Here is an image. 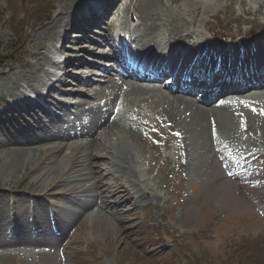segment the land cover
<instances>
[{"label": "rangeland", "instance_id": "374dc122", "mask_svg": "<svg viewBox=\"0 0 264 264\" xmlns=\"http://www.w3.org/2000/svg\"><path fill=\"white\" fill-rule=\"evenodd\" d=\"M62 1L0 0V51L21 40L25 41L21 51L26 54L22 64L0 67V264H264V91L247 95L250 99L246 102L226 103L223 121L215 127L207 122L206 149L186 129L171 126L162 113L159 93H145L143 100L134 99L129 107L124 103L129 111L122 114L123 106L115 108L114 99L106 105L108 91L95 94L92 87L83 96L79 94L83 88L76 93L72 84L80 82L75 72L78 68L89 79V86L114 77L116 65L102 63L110 59L94 56L114 50L104 41V37L114 39L106 27V16L117 7L111 16L114 34L122 16L136 19L128 16V7L132 10L136 0L131 6L129 0L118 6L120 0L108 2L101 18H95L92 28L98 27V32L90 35L91 27H79L86 24L84 20L72 27L83 9L80 7L86 4V0H76L82 1L80 6L64 12L69 15L57 29V36L38 37L58 15ZM160 1L167 15L179 19L185 31L191 32L193 42L203 35L217 49L225 46L217 50L222 54L217 57L208 41L201 51L187 41L178 44L175 51L167 45L181 59H190L185 66L195 62L191 58L213 52L211 60L221 59L227 71H234L235 56L241 58L237 63L247 60L250 43V55L254 53L259 63L264 61V0ZM143 23L150 27L151 36L134 32V41L137 47L142 44L141 51L146 53L153 51L166 28L154 29L149 20ZM204 26L214 34L226 35L227 40L223 38L219 44ZM233 42L243 45H236L234 51ZM88 48H94L95 53H88ZM253 65L256 68L255 62ZM108 68L113 70L104 73ZM44 78L46 84L51 80L57 83L51 95L58 101L66 100V107H74L53 109L60 119L52 116L42 118L44 121L40 116L34 115L32 120L21 111H9V104L20 99L25 102L21 92L28 95L33 91L26 81L38 94L45 86ZM246 78L235 76L231 82L240 81L237 90H241ZM56 87L59 90L55 92ZM256 89L250 86L242 93L251 94ZM190 98L200 104L193 94ZM54 99L53 103H61ZM92 107H100L98 111L115 108L116 117L126 121L112 123L110 119L86 139V144L80 138H53L15 150L16 144L43 134L42 129L50 128L54 119L75 131L84 123L80 112ZM247 119L256 121L250 131L242 127ZM225 127L229 133L223 131ZM120 148L130 152L123 156V163L131 168L120 171L123 175L111 168ZM82 156L87 160L85 165L75 167ZM82 167L92 176L87 193H78L84 183L76 181L75 170ZM133 167L146 181V194L134 189L143 186L133 176ZM94 182L100 187L98 199L83 206L95 199ZM77 210L78 215H73Z\"/></svg>", "mask_w": 264, "mask_h": 264}, {"label": "bare ground", "instance_id": "6f19581e", "mask_svg": "<svg viewBox=\"0 0 264 264\" xmlns=\"http://www.w3.org/2000/svg\"><path fill=\"white\" fill-rule=\"evenodd\" d=\"M129 1H131V3H130V6H131L132 0H129ZM81 2L82 1H76V0H63L60 4V7H59L60 11H59L58 15L56 16V18L45 29H43L42 31H40L38 33V37H45V36H48L51 34H53V36H57L58 35L57 29L59 27L61 28L64 25V18L66 15H69V13L64 14V12L66 10H70L69 7H71V9L79 7ZM108 2H109V4H114L113 0H111V1L110 0H108V1L107 0H92V7L89 8V10L95 11L94 16H92V13H90L91 19L93 20L92 27L97 22V20L95 18H98V20H99L101 18V16L103 15L104 10L108 6ZM120 2H122V0H120L117 3V6L119 5ZM233 2H234V0L231 1V3H233ZM125 3H126V1H125ZM134 4L132 5V10L129 9V7H128V14H130V13L134 14V12H135V15H139L138 16V20H139L138 24L139 25L134 27V32H136L138 34L139 32L142 31L145 34L144 36H148V35L151 36L152 31L150 30V27H148V25L143 23V21L149 20L151 22V27H154V29L165 27L166 28V34L161 39L162 44H161V41L156 42L157 45H155V47L153 48V51L143 53V51H141L143 48L142 44H138V47L137 46L136 47L128 46L127 51L129 52V49H130V51H132V53H135L136 56L142 54L140 56L145 58V60L149 63L148 66L146 67V69H147L146 72L152 74L153 76L159 75L162 70H165L166 74H169L170 76H172L173 74L176 75L174 82L182 81V79H183L182 74H183V71L186 67L185 66L186 62H188V60L190 61V59H188L186 57L181 59V55L178 56V54L172 53L171 50L167 49V45L169 46L170 49L175 51L176 49L170 47V45L172 43L175 44L177 47H179L180 45H178V44H181L184 41H187L189 44L192 45V48H198L201 51L200 48L205 46L207 41H202L200 44L193 42L192 36H190L191 32H187V30L185 31V29L183 28L184 25L180 23L179 19L175 20L172 16L169 17L167 15L168 14L167 10L162 9L163 6H162L160 0H136ZM84 7H85V3L80 8L84 9ZM116 8H112L113 9L112 13L108 16L115 15L113 11ZM83 9L78 11L79 12L78 16H80L82 14ZM132 11H134V12H132ZM74 15H75V13H74ZM75 17H77V16H74V18ZM77 19H78V17H77ZM76 22L72 21V27H73V25H76ZM82 27H86V26L82 25L81 28ZM140 28H142V30H139ZM204 28H206V26H204ZM206 29L210 31V28H206ZM184 32H187V34H184ZM153 38H154V36L151 37V39H153ZM114 39H112L111 37H104V41L106 42L107 46H111L112 43H114ZM135 39H137V35H136ZM79 41L83 42L82 39H80ZM208 43H209V45L211 44L209 41H208ZM236 45H243V44H237L236 42H233L234 51H235ZM211 46L212 45H210L209 47H211ZM82 47H85V46L82 45ZM160 47H162V48H160ZM61 48H62V46H61ZM212 48L216 51L217 57H218L221 53L219 51H217V49L214 48L213 46H212ZM159 49H160V51H163V50H167V51L164 53H158L157 54L156 51ZM222 49H223V47H222ZM88 53H90V54L95 53L94 48H88ZM192 55H193V53H192ZM94 57L95 58L98 57L102 60L110 59V61H107V62L110 65L112 64V67L114 64L117 66V63H118L117 52H115V50H112V49L108 50L105 53L99 52V54L95 55ZM211 57H215V54L213 52H208V54L203 53L200 57L191 58V60L195 61V62L193 63L191 72H189L188 74L190 75V77L192 78L193 81H196V80L200 79L201 77H204V76L209 75L211 73H217V72H221V71L232 72V71H227L225 69V67L221 64V61H222L221 59H220V62L219 61L217 62L216 60H211ZM217 57H216V59H217ZM236 57H238V56H235V58H234L235 61L237 59ZM167 59H168V63L164 64L165 60H167ZM217 63H219V64L217 65ZM156 64H159V65L156 66ZM198 67H201L202 70L198 71L197 70ZM86 68L88 69L87 66H86ZM68 69H70V68H68ZM112 70L113 69L108 68V69H104L103 72L109 73ZM75 72L77 74V77L76 76L75 77L78 78V80H80V82L78 81V82H74L72 84V90L74 92L78 93V89L83 88L82 92H80L79 94L85 96L86 91L92 87H93V91L95 92V94L99 91L100 92L108 91L110 94L107 98L106 105H109L111 103V100L114 99L115 100L114 107L116 105H118V106L122 105L123 106L122 114L128 113V111H129L126 107L124 109V103L126 106H128L131 102L135 101L134 99L138 98V100H143L142 95H144L145 93H153V92L159 93L160 95L158 97V101L163 105L162 113L165 116L166 120L176 130H178L180 127H182L183 129H186L190 133L192 139L195 142H197L203 149L207 148V128H206L207 122H208L209 126H214V127L217 126L218 123L222 122L223 121V114H222L223 106L228 101L232 100L231 96H239L238 94L235 93L236 90H235L234 85H225V86H222L220 88L219 92L213 98L208 99V95H207L208 92L207 91L213 87V84H209L205 87L203 86V84H200L198 86L199 87L198 91H200V93L204 94L203 95L204 98L202 99V101H200V104H195L193 102V100L190 98L192 93L179 95V94H173L168 89L166 91H162V90L156 91L155 88H142V86H136L134 84V82L131 81L130 79H124V77H122L119 74H115V73H114L115 74L114 77L106 80L105 82H101V83H98L96 85L89 86V83H90L89 79H87L84 76L82 71L78 68V69H75ZM47 75H48V72L46 73V76ZM51 76L55 77L56 75L52 74ZM256 76H258V74H256ZM62 79L63 78H59V80H62ZM97 80H99V79H97ZM26 82L33 89V91L30 92L28 95H25V93H23V92L20 93V94L24 95L26 98L24 100V101H26V102H24L25 104H27V101L29 102L30 96H32V95L36 96L39 94V93L37 94L38 91H37L36 87L31 86L29 81H26ZM42 83H45V84H43V85H45L43 87L49 88L50 95L52 93L51 89L57 84L55 82V80H51L49 83L46 84L45 78L42 80ZM56 88H57V90H55V92L59 90L58 87H56ZM242 92H243V90L240 92V94H242V95H240V97L246 95V93H242ZM60 93H63V91H60ZM64 93L66 94L67 92H64ZM247 94H249V93H247ZM61 97H62V94H61ZM246 97H247V95H246ZM53 99H54L53 95H51L50 100L52 101ZM120 100H121V102L119 103ZM63 101L64 100H62V102L60 101L61 103H57V104L53 103L54 107H56V109L60 108V107L64 108L65 107L64 102L66 100L64 102ZM73 107L74 106L71 104V105H69L67 110L69 108H73ZM159 107H162V106L159 105ZM98 108H100V107H97L96 109H94L92 107V108H89L88 110L81 111L80 113L82 115V119L84 118V123L80 127L75 126L76 127L75 131L73 129H70V128L65 129L64 128L65 123H62L60 121H56L57 123H53L50 128L42 129V130H45L43 132V134H38V135L36 134V135L31 136V138H29L27 141H25L24 144H22L21 142L16 144L15 150H18V152H20L23 149H25L26 147L33 146V145L40 143L44 140H51L53 138L60 139L61 141L65 140V139L69 140V139H75V138H80V139L86 140L89 137L93 136L94 135L93 133L96 130H98L100 127L105 125L106 122H108L110 119H111L112 123H120V122L126 121V119L124 117H116L113 115V110L115 108L112 111L107 110V109L106 110L100 109L98 111L97 110ZM80 109H82V108H80ZM46 117L50 118L52 116L47 115ZM53 117H55V115H53ZM255 124H256V121L254 119H247L244 121L242 127L248 128V131H250V130H252V126L254 127ZM249 128H250V130H249ZM223 131H225V133H229V131H230L229 127H225L223 129ZM86 143H87V140L85 141V144ZM82 144H84V143H81V145ZM62 148H64V146H62L61 149ZM129 153L130 152L127 150V148L126 149L120 148L118 155L117 154L115 155V152H114L115 157L112 159V162H111V165H112L111 168H112V171H114V173H118V174L123 175V173H120V171H124L125 169L127 171H129V169L131 168V164L130 165H124V163H123V160H124L123 156L127 155ZM86 161L87 160H85V157L82 156L80 159L76 160L75 167L76 166L77 167L78 166H84L85 165L84 163ZM75 171L78 172V175L76 177V181L84 183L82 186L79 187L78 193L89 192L92 187L88 186L87 184L90 181V178H92L91 172H89V171L87 172L86 167H82L81 169L75 170ZM132 171L134 173L133 176L137 177L138 184L143 186L142 188H139L136 185L137 188L134 187V189H137L138 191H142L143 194H146V185L147 184H146L145 179H142V177H140V175L138 174V172L136 170V167H133ZM127 178H128V176H127ZM128 182H130L133 186L134 183L131 182L129 178H128ZM97 184H98L97 182L93 183V187L95 188V190L97 192L96 195L94 196L95 199L92 198L89 201L84 202L83 206L97 201L98 191L100 189V187H98ZM79 209H82V208H79ZM78 210L76 212L73 211L72 214L78 215V213H77Z\"/></svg>", "mask_w": 264, "mask_h": 264}, {"label": "trees", "instance_id": "16d2710c", "mask_svg": "<svg viewBox=\"0 0 264 264\" xmlns=\"http://www.w3.org/2000/svg\"><path fill=\"white\" fill-rule=\"evenodd\" d=\"M49 18V17H47ZM25 45V41H16L13 45H9L6 50V46L3 47V51H0V67L6 63H20L24 58V51H21ZM6 51L5 53H3Z\"/></svg>", "mask_w": 264, "mask_h": 264}]
</instances>
